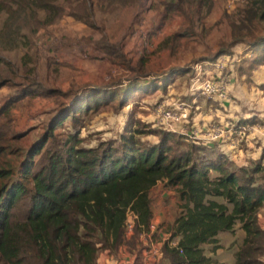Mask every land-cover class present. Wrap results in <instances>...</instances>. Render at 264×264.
Instances as JSON below:
<instances>
[{"label":"trees","instance_id":"trees-1","mask_svg":"<svg viewBox=\"0 0 264 264\" xmlns=\"http://www.w3.org/2000/svg\"><path fill=\"white\" fill-rule=\"evenodd\" d=\"M105 1L107 5L99 2L102 12L115 11L114 6L121 4L128 17L140 3ZM164 4L161 24L151 34L161 31L175 16L189 27L163 40L160 51H173L183 41L197 37L196 24L201 25L214 8V0ZM3 15L6 19L1 24ZM63 16L97 31L91 0H0V48L31 51L33 36ZM226 19L230 42L219 46L214 59L232 58L237 46L248 45L252 58H242L231 71L251 84L254 73L264 67V0H248ZM120 21L117 29L104 31L100 43L112 61L124 57L120 44L128 28ZM27 55L25 63L31 62ZM144 62L142 59L138 68L125 62L132 76L117 87L89 85L64 93L21 76L0 57V65H5V70L0 66V89L14 90L0 108V264H98L103 253L115 258L124 247L132 251L148 236L154 219L151 193L160 182L175 190L179 202V214L167 232L169 239L162 244L160 260L220 264L205 254L203 246L211 244L218 251L222 248L218 236L234 233L240 225L245 236L234 244L238 246L236 264H264V229L259 224L264 208V147L259 159L239 166L219 144L191 142L182 132L138 118L126 124L119 140L84 146L79 131L85 127L83 117L117 100L123 109L158 92L156 98L167 94L178 73L152 78L145 75ZM36 97L53 99L55 108L45 131L27 146V139L38 128L18 130L13 111ZM211 103L208 101V109L214 107ZM213 103L222 110L220 102ZM68 119L78 130L55 134ZM261 121L256 117L246 122ZM152 136L158 141L146 140ZM130 214L135 216V225L129 237ZM142 254L139 251L132 264H144Z\"/></svg>","mask_w":264,"mask_h":264},{"label":"rangeland","instance_id":"rangeland-1","mask_svg":"<svg viewBox=\"0 0 264 264\" xmlns=\"http://www.w3.org/2000/svg\"><path fill=\"white\" fill-rule=\"evenodd\" d=\"M168 1L170 0H140L135 13L128 17L124 15L121 4L114 6L117 10L104 13L99 9L100 0H91L93 20L98 26L97 31L75 21L72 17L63 16L53 25L43 28L40 34L33 36L34 46L31 51L27 49L4 51L0 48V57L4 58V62H10L14 65L21 76H30L41 85L64 93L70 90L75 92L89 85L117 87L120 82L124 83L128 77L132 76V71L125 64L127 61L131 63L132 68H138L139 62L144 59V73L151 75L152 78L170 76L169 74L176 72L178 74L174 77V83L168 88L166 95H160L156 98L159 95L158 92L155 97L147 101L138 99L123 109L117 100L111 106L93 112L87 118L83 117L84 125L82 126L85 127H81L79 131L85 140L84 146L95 147L100 142L119 140L120 135L125 132L126 124L131 119L137 120L138 118L146 123L158 125L161 124L159 113L163 108H174L175 104L185 103L190 115L189 123L185 127V134L190 136L195 129L200 128V124L208 117V101L212 102L210 105H214L213 109L219 110L220 108L213 103L215 101L204 96L200 91L195 92L193 90L192 80L196 76V66H203V70H207L212 67L207 62L212 64L217 62L214 58L219 46L222 43L230 42V27L226 16L235 12L238 6L245 4L248 0H214V8L211 14L203 20L201 25L196 24L197 37L183 41V44L173 51H160V44L163 40L189 27L182 17L175 16L161 31L156 32V30V33L151 34L153 29L161 24L165 9L164 2ZM106 2L102 0L103 5H107ZM40 17L44 18V14L42 13ZM5 19L6 15H3L1 24ZM119 20L125 21L128 28L126 36L120 44L124 57L112 61L108 53L101 48L100 43L103 41L104 31L107 34L112 29H117ZM233 52L232 59L237 60L234 66L239 64L242 58L249 59L253 55L248 45L237 46ZM27 54L31 56L27 61L31 60V62L25 63L24 57L27 58ZM0 66L1 69L5 70L3 63ZM227 75L231 77L232 85L236 83L239 88L238 91L243 90L242 85L251 88L249 82L242 79L240 75L235 76L232 71H229ZM18 80L21 81L20 78ZM13 92L14 90L10 87L0 89V108ZM229 95L231 101L238 103L240 107L237 111L233 109L230 111L229 108H226L227 111L223 112V106L227 107L230 100L220 102L222 112L221 110L216 112L219 117L212 119L211 126L215 125L214 127L220 129L222 124L232 123L228 125V128L226 127L228 134L232 132L230 134L231 140L226 141V138L222 140V147H225L226 144L238 146L235 154L238 165L243 166L245 161L247 164L244 166H248L250 161L259 159L261 156L264 147V121L258 124H248L246 121L256 117L261 120L264 118V109L257 101H252L250 105H240L241 98H238V94L234 92L233 88L232 91L229 89ZM64 100L65 103L69 104V99ZM54 108L53 99L43 97H36L33 102L26 101L15 108L13 118L18 130L25 131L34 127L38 128L27 139V146L37 140L45 131L50 121L49 114ZM238 120H240L239 123L241 121L244 123L240 125ZM235 122L238 123L236 126ZM176 128L177 131L181 132L180 127L177 126ZM77 130L74 129L72 120L68 119L55 134L63 135L74 133ZM198 133L200 136V131ZM146 140L151 143L158 141L153 136L147 137ZM190 141L192 142V140ZM198 143L204 144L203 141ZM163 185H165L164 182ZM171 190L175 192V190ZM160 197V193L153 194L152 207L156 216H161L160 220L166 221L167 226L164 225L166 228L160 227L154 233L156 236L151 235L146 245L136 244L132 251L126 247L131 258H135L139 251L142 252V259L147 264L158 262L164 264L163 260L154 262L153 259L144 257V252L149 249L151 243H162L167 238L166 230H169L170 224L179 210L177 196H174L168 205L161 206L159 205ZM159 224L161 223L156 225L159 227ZM244 236V232L238 225L234 233L224 232L218 236L219 245L222 247L218 251L214 252V246L211 244L204 245L205 254L220 264H236L235 251L238 246H234V244L236 242L241 243ZM127 253L123 251L124 257H121V260L116 258L115 264H124L122 262L126 260ZM165 264H169L168 261Z\"/></svg>","mask_w":264,"mask_h":264},{"label":"built area","instance_id":"built-area-1","mask_svg":"<svg viewBox=\"0 0 264 264\" xmlns=\"http://www.w3.org/2000/svg\"><path fill=\"white\" fill-rule=\"evenodd\" d=\"M222 59H218L215 64L208 63L211 65V68L207 70H203V66H196V76L192 80L193 90L200 91L201 94L208 97L209 99L216 102H226L229 100V87L231 84L230 78L227 74L234 67L236 59H232L229 57H221ZM189 113L188 108H186V104H175L174 108H163L159 113V120L161 125L164 126L165 129H169L171 131H177L176 127L180 126L181 132L185 134V127L189 123ZM211 132L208 133V141L209 142H218L222 137L227 134L223 131L224 129L220 127H212ZM186 135V134H185ZM189 136V135H187ZM191 140L194 142H199L198 140V131L195 129L192 134L189 136ZM135 216L133 214L129 215V221L127 226V234L130 237L133 233ZM158 231V226L152 222L148 236L146 240H150L151 235H154ZM167 238L163 240L165 242ZM162 243H151L148 250L144 253V257H149L153 259V261L157 262L162 257ZM173 246H177V242L173 243Z\"/></svg>","mask_w":264,"mask_h":264},{"label":"crops","instance_id":"crops-1","mask_svg":"<svg viewBox=\"0 0 264 264\" xmlns=\"http://www.w3.org/2000/svg\"><path fill=\"white\" fill-rule=\"evenodd\" d=\"M233 78H235V77H233ZM242 79H245V77H242ZM263 84H264V67H262L260 70H258L257 72H255L254 75L252 76V83L250 84L251 88H248V86H246V85H242V89L243 90L238 91L239 88L236 86V83H233V85L231 83L229 89H230V91H232V88H233L234 92H236L238 94V98H241L240 105H242V104L250 105V103L252 104V101H257V103L259 105H261V107L264 109V89L262 88V85ZM229 98H230L229 99L230 101L227 103V107L225 105L223 106V108H224L223 109V112H226L227 111L226 108H229L230 111H232V109L234 111H237V109L240 106H238V103L236 104L233 101H231V96L230 95H229ZM221 107H222V105H221ZM218 111H220V110H215L213 108H210L209 109L208 117L205 118V120H203V122L200 124V128H197L198 130L196 129L197 131H200V136H199V133H198V140L203 141L204 143L209 144V145L219 144L220 147L222 148V150L225 151L231 157V159H233L237 164H239L238 163V160L236 159L237 156L235 158L236 147H238V146H234L232 144L231 145H227L226 144L225 147H222V140H225V138L227 139L226 141L231 140L230 134H232V132H230L228 134V132L226 131V127L228 128V125L229 124H232V123L222 124V126H221L224 129L223 131L227 134V137L224 135L222 137V139H220V141H218V142H209L208 141V133L211 132V130H212L211 128L215 126V125H212L211 126V124L213 122L212 119H215L216 117H219V115L216 114V112H218ZM221 112H222V110H221ZM261 120L264 121V118H262ZM239 121L240 120H238L237 122L239 123ZM237 122H235L236 123L235 126L238 124ZM178 127H180V126H178ZM180 131H181V128H180ZM246 164H247V162H246ZM246 164H245V161H244V165H246ZM162 185H163V182H160L152 190V193H151V197L156 192L157 193H160V196H161L160 197V201H159V205L160 206L161 205H168L169 202L172 201V198L174 196L176 197V193L175 192H173L170 188H166L165 185H163V186ZM162 187H164V188H162ZM153 212H154V210H153ZM178 214H179V210L177 211V215L173 218V220H172V222L170 224V227L174 224L175 219L178 216ZM159 215H161V214H159ZM160 219H161V216H156V214L154 213L153 222L156 223V224L161 223V224H159L158 229L160 227H162V229L166 228L164 226V225L167 226L166 221L165 220H162L161 221ZM259 224H260L261 228L264 229V208L260 211V214H259ZM166 231L168 232V230H166ZM148 241L149 240H146L145 236L142 237V244H145L146 245ZM123 251H125L127 253L126 247L122 248L120 250V252H119V255L117 257H115V258L110 257L107 253L101 254L100 255V258L98 260V264H115L116 263V260H115L116 258H118V259L121 260L122 259L121 257H124V255L122 254ZM127 258H128V261H127ZM134 259H135L134 257L131 258V255H129L127 253L126 260H123L122 263H124V264L125 263L132 264L135 261ZM143 262H144V264H147L145 261H143ZM165 262H167V261L166 260H163V263L164 264H165ZM154 264H159V262L158 263H154Z\"/></svg>","mask_w":264,"mask_h":264}]
</instances>
